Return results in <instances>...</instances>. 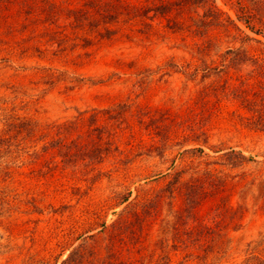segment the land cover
I'll use <instances>...</instances> for the list:
<instances>
[{
  "label": "rangeland",
  "instance_id": "374dc122",
  "mask_svg": "<svg viewBox=\"0 0 264 264\" xmlns=\"http://www.w3.org/2000/svg\"><path fill=\"white\" fill-rule=\"evenodd\" d=\"M106 1L0 0V264H264V36L237 0Z\"/></svg>",
  "mask_w": 264,
  "mask_h": 264
},
{
  "label": "trees",
  "instance_id": "16d2710c",
  "mask_svg": "<svg viewBox=\"0 0 264 264\" xmlns=\"http://www.w3.org/2000/svg\"><path fill=\"white\" fill-rule=\"evenodd\" d=\"M126 1L127 0H108L104 3V8L102 9V15L104 17H107L109 19L112 18H119L121 15H124L123 12L126 8H128L126 5ZM214 2V0H213ZM237 7H238V18L239 20L244 23L248 28H250L254 33L258 34V35H262L264 36V15L261 12L263 9L262 7H264V0H237L236 2ZM131 5H129L130 7ZM151 10H154L155 12H158L159 10H163L166 9L167 7H169L167 4L164 3H156L153 6H149ZM135 5L132 4V6L130 7V9H134ZM210 8L213 12V17L217 16L219 14H222L223 12L220 9H217L214 5H210ZM216 10V11H215ZM133 10H129V13H132ZM126 13V12H125ZM133 14V13H132ZM130 14V15H132ZM129 15V14H126ZM246 37L249 39H251L252 37H250L249 35H246ZM231 51V50H229ZM233 51V50H232ZM108 109H102V110H96L95 112L91 113L89 116H86L83 112L80 114V116L78 117V122L79 123H83V126H85L84 124L87 121H91L94 122L95 121H100L101 119H103V114L104 112H106ZM111 110V109H109ZM128 118V112H125L121 118V122L123 120V122L125 121V119ZM26 122V123H25ZM23 123L24 128H26L27 126V131H29L28 129L31 128L32 131H34V128H36V124H30V122L25 121ZM100 123V122H99ZM95 126V124H91L90 130L93 131L95 130L97 127H99L101 129V131H103V134H101V136H99L100 141L98 138H92L90 139L86 144L83 143V145L80 146L78 153L82 154V155H87L89 152L90 153H94L96 151H98L99 149H101V143L103 142L102 138L106 137V143L110 144L109 146L111 147V145L113 146L114 144V140L116 139V132L115 130L113 131V128L111 126H109V124L107 122H105V125H101L99 124ZM30 124V125H29ZM67 124V123H66ZM72 123L67 124L66 125V131H64L63 126L62 125H50L49 126V130L51 132H54V135L58 136L57 140H55L56 142H60L59 140H63L62 138H69L70 134L73 133V131H69L67 130L69 127H71ZM88 125V124H87ZM56 126V128H54ZM90 126V125H88ZM36 132V131H34ZM72 132V133H71ZM82 133V132H80ZM48 134V133H47ZM105 135V136H104ZM82 137H83V133H82ZM91 143V144H89ZM91 146V148H90ZM109 147V148H110ZM58 149V153L60 152L62 156H69L70 155V147H68V145L66 144V141L64 140V142L60 143L57 146ZM194 150H202V148H194ZM198 180L194 183L191 184L189 191L190 194L188 193V199L190 200V202H203L202 198L200 197V192L198 194V190H197V185H198ZM191 195H193V200L191 199ZM129 199V194L124 195L122 197V202L127 201ZM187 199V200H188Z\"/></svg>",
  "mask_w": 264,
  "mask_h": 264
}]
</instances>
